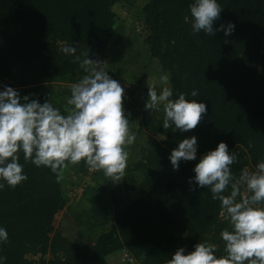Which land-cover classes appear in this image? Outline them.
<instances>
[{
	"label": "trees",
	"instance_id": "trees-1",
	"mask_svg": "<svg viewBox=\"0 0 264 264\" xmlns=\"http://www.w3.org/2000/svg\"><path fill=\"white\" fill-rule=\"evenodd\" d=\"M191 2L0 0V90L10 86L21 97L29 95L41 103L49 98L58 108L47 84L55 79L76 83L85 75L63 47L74 46L79 55L100 37L106 46L119 25L111 10L118 3L136 9L134 21L144 26L149 54L169 76L172 98L183 92L186 99L203 100L207 108L188 132L164 129L162 123L147 126L156 137L132 166L144 174L126 185L128 198L120 203L112 194L115 181L107 177L112 218L92 245L69 239L54 226L67 202L61 190L62 170L74 165L84 171L86 163L65 162L57 182L49 168L36 167L20 153L27 179L0 190V227L8 232L7 241L0 242L5 264H109L107 256L122 248L132 255L133 264H167L178 247L190 251L204 241L216 244L217 254H223L220 232L228 224L220 215V202L207 188L189 185L195 160L181 161L174 171L168 155L177 141L195 135L197 157L220 141L237 153L230 166L234 176L264 159V0H218L223 9L213 28L232 22L234 31L228 36L223 29L214 36L193 34ZM193 89L198 93L195 98L188 95ZM54 95L65 94L60 90Z\"/></svg>",
	"mask_w": 264,
	"mask_h": 264
},
{
	"label": "clouds",
	"instance_id": "clouds-1",
	"mask_svg": "<svg viewBox=\"0 0 264 264\" xmlns=\"http://www.w3.org/2000/svg\"><path fill=\"white\" fill-rule=\"evenodd\" d=\"M222 9L218 0H192L191 32L214 36L223 29L225 36L230 35L235 27L230 21L213 28ZM62 51L73 56L85 73L71 86L66 100L71 109L66 110L67 114L54 107L49 98L41 103L29 95L21 97L10 86L0 90V190L5 184L15 187L27 179L19 163L20 153L36 167L49 168L57 182L65 162L76 164L81 160L89 170H102L115 182L124 176L126 145L136 136L129 129L123 106L125 89L103 69L102 61L89 58L88 49L77 55L74 46L66 45ZM159 81V93L155 83L147 86L145 109L162 106L164 129L171 127L173 132L181 133L194 129L207 113L206 104L186 99L183 92L173 99L169 76L162 74ZM188 95L195 98L198 93L193 89ZM197 149L195 135L184 137L170 151L168 160L174 171L181 161L195 160V175L188 179L189 185L207 188L212 199L220 202V215L228 224L220 232L223 254H217L214 243L198 242L190 251L178 247L167 264H264V159L252 170L242 169L237 177L230 167L237 161V153L230 151L226 142L220 141L199 157ZM7 239V230L0 227V242ZM5 260L0 256V264Z\"/></svg>",
	"mask_w": 264,
	"mask_h": 264
},
{
	"label": "crops",
	"instance_id": "crops-1",
	"mask_svg": "<svg viewBox=\"0 0 264 264\" xmlns=\"http://www.w3.org/2000/svg\"><path fill=\"white\" fill-rule=\"evenodd\" d=\"M119 8V4L116 3L111 7V10L116 14L119 13ZM118 18L119 25L115 33L110 37L108 44L104 45L103 68L110 70L134 87L125 93L123 106L129 119V129L136 133L133 142L126 145L128 162L123 173L124 176L115 182L112 192L114 199L120 203L126 197L128 198L126 185L138 182L144 174L142 170H133L132 166L140 159L141 149L150 147L155 138L147 126L150 123H162L163 121L162 106L148 110L145 109L144 105L147 99V86L155 83L159 93L161 88L159 77L166 72L162 70L158 60L150 56L142 37L140 38L132 27H127L126 22L121 17ZM73 84L68 80L61 79H55L47 84L48 91L52 93V96L54 91L60 90L65 94L61 98L53 96L56 105L63 111L71 109L66 100L70 96V89ZM85 168L84 171H79L74 165H68L62 170L63 184L61 190L66 201L67 199L69 201L65 203L64 208L56 216L58 222L56 223L61 230L65 226L70 231L66 219V215H68L75 224L79 239L92 245L97 233L108 227L112 218L114 202L111 199V192L105 187L107 176L104 175L103 171L89 170L87 164ZM76 187H78V191L73 192V196L69 199L67 196V192L70 193L71 191L69 188L74 189ZM117 261L118 252L107 256L109 264H116Z\"/></svg>",
	"mask_w": 264,
	"mask_h": 264
},
{
	"label": "rangeland",
	"instance_id": "rangeland-1",
	"mask_svg": "<svg viewBox=\"0 0 264 264\" xmlns=\"http://www.w3.org/2000/svg\"><path fill=\"white\" fill-rule=\"evenodd\" d=\"M126 6H127V4H126ZM119 9H118V11H119V13H116L117 14V16L118 17H121V19H123V21L124 22H126V26L127 27H132L133 28V30L135 31V33L141 38L142 37V39H143V35H144V33H145V29H144V26L142 25V23L141 22H139L138 20H136V21H134V19H135V16H136V9L134 8V7H131V8H126L125 6H120L119 5ZM123 24V23H122ZM144 29V30H143ZM43 89H45L44 88V86H43ZM46 89H48L47 88V86H46ZM53 97V96H52ZM51 97V98H52ZM54 98V97H53ZM156 137V136H155ZM152 144V143H151ZM249 170H251L250 168H248ZM70 177H71V175H70ZM71 191H70V193L69 192H67V196H69V199L73 196V192H76V191H78V187H76V188H74V189H71V188H69ZM66 192V191H65ZM77 194V193H76ZM76 196V195H75ZM69 200L67 199V202H68ZM57 221H55V223H54V225H55V228L57 227V223H56ZM62 232H64L66 235H68V233H70V231H68V229H67V227H65L64 226V228H62ZM116 264H122L120 261H119V259H118V261H117V263Z\"/></svg>",
	"mask_w": 264,
	"mask_h": 264
},
{
	"label": "water",
	"instance_id": "water-1",
	"mask_svg": "<svg viewBox=\"0 0 264 264\" xmlns=\"http://www.w3.org/2000/svg\"><path fill=\"white\" fill-rule=\"evenodd\" d=\"M88 51H89V58L98 59L103 62L105 46L102 37H100L97 40V42L93 43L88 48ZM66 219L70 228L69 239L72 240L79 239L73 220L68 215H66Z\"/></svg>",
	"mask_w": 264,
	"mask_h": 264
},
{
	"label": "built area",
	"instance_id": "built-area-1",
	"mask_svg": "<svg viewBox=\"0 0 264 264\" xmlns=\"http://www.w3.org/2000/svg\"><path fill=\"white\" fill-rule=\"evenodd\" d=\"M113 79L117 80L120 82L121 86L124 87L125 89V92H124V95L125 93H127V91L129 89H134V87H132L130 84L126 83V81H124L123 79L115 76V75H112L110 73H108ZM247 169L249 167H246ZM118 259L119 261L122 263V264H133L134 263V259L132 257V255L129 253V251L125 248H122L118 251Z\"/></svg>",
	"mask_w": 264,
	"mask_h": 264
}]
</instances>
